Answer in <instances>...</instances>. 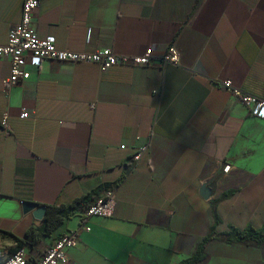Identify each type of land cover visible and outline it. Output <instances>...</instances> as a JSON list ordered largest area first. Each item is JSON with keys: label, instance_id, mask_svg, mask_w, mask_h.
Returning <instances> with one entry per match:
<instances>
[{"label": "crops", "instance_id": "1", "mask_svg": "<svg viewBox=\"0 0 264 264\" xmlns=\"http://www.w3.org/2000/svg\"><path fill=\"white\" fill-rule=\"evenodd\" d=\"M22 10L23 0H0V44ZM33 23L59 48L137 55L173 44L180 61L101 70L29 56L30 77L6 88L11 66L0 60V243L10 248V234L24 238L42 223L24 200L68 204L117 181L114 215L91 218L69 260L179 264L215 211L219 232L264 225V118L221 85L230 78L264 97V0H40ZM79 223L77 215L59 233ZM56 240L24 252L38 256ZM206 253L200 264H264V245L215 240Z\"/></svg>", "mask_w": 264, "mask_h": 264}, {"label": "built area", "instance_id": "2", "mask_svg": "<svg viewBox=\"0 0 264 264\" xmlns=\"http://www.w3.org/2000/svg\"><path fill=\"white\" fill-rule=\"evenodd\" d=\"M39 6L40 0H23L21 21L9 31L8 41L5 44H0V60H8L11 66L9 76L4 78L6 88L30 77V73L26 69L29 56L39 61L56 59L72 63L93 62L97 63L101 70H106L117 64L159 65L165 68L169 65H176L180 61V51L173 44L160 54L156 53L154 46H150L142 54L137 55L117 54L108 47L99 48L92 52L59 48L54 37L41 38L35 31L33 18ZM221 85L226 92L246 106L251 115L264 118V97H257L243 91L230 78L223 80ZM27 116L28 112L23 113V117ZM122 148H126V145H122ZM148 149L147 143L135 148L132 155L134 161L139 162ZM116 205V190L115 188L108 189L96 202L80 211V223L77 228L64 233L40 255H34L36 260L34 264H77L68 259L67 250L78 244L82 231L91 230L90 226L87 225L91 218L113 216ZM0 264H30L29 256L25 254L24 250H19L0 260Z\"/></svg>", "mask_w": 264, "mask_h": 264}, {"label": "trees", "instance_id": "3", "mask_svg": "<svg viewBox=\"0 0 264 264\" xmlns=\"http://www.w3.org/2000/svg\"><path fill=\"white\" fill-rule=\"evenodd\" d=\"M120 181L114 184H106L105 188H115ZM103 186H99L87 194L74 199L68 204H50L47 205V213L41 224H32L26 231L25 237L20 238L10 234L14 245L8 249L10 254H14L19 250L30 248L33 250L35 246L41 243L45 238L59 239L63 234L59 231L66 223L79 215L81 210H84L101 196ZM220 223V218L216 211L214 212V223L209 232L200 240L195 252L189 258L182 260L179 264H200L208 259L206 248L211 241H224L226 243H245L254 246L264 245V225L260 228L247 226L243 229L231 227L227 231L219 232L217 226ZM29 254L30 264L35 263L34 254ZM9 254V255H10ZM2 260V259H1Z\"/></svg>", "mask_w": 264, "mask_h": 264}, {"label": "water", "instance_id": "4", "mask_svg": "<svg viewBox=\"0 0 264 264\" xmlns=\"http://www.w3.org/2000/svg\"><path fill=\"white\" fill-rule=\"evenodd\" d=\"M201 194L204 198H209L211 195V188L208 184H205L201 188ZM23 207L25 212L32 211L35 219L43 221L47 213V205L40 204L29 200L23 201Z\"/></svg>", "mask_w": 264, "mask_h": 264}, {"label": "rangeland", "instance_id": "5", "mask_svg": "<svg viewBox=\"0 0 264 264\" xmlns=\"http://www.w3.org/2000/svg\"><path fill=\"white\" fill-rule=\"evenodd\" d=\"M0 245H3L5 247H7L9 249V246H7L4 242L0 243ZM4 250V253L0 254V260L4 259L7 255H9L10 253L8 252V249ZM35 254V253H34ZM41 254V253H40Z\"/></svg>", "mask_w": 264, "mask_h": 264}]
</instances>
